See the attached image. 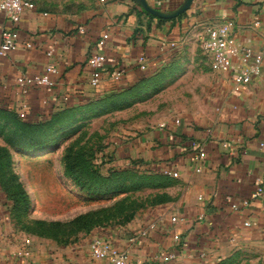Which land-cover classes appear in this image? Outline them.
<instances>
[{
  "label": "crops",
  "instance_id": "1",
  "mask_svg": "<svg viewBox=\"0 0 264 264\" xmlns=\"http://www.w3.org/2000/svg\"><path fill=\"white\" fill-rule=\"evenodd\" d=\"M29 1L35 9L21 16L15 48L0 56V107L16 112L25 103V118L40 120L158 73L187 80L192 94L185 98L187 109L133 133L119 146L116 166L130 164L150 184L140 229L74 235L68 242L32 238L27 247L26 233L15 225L11 203L0 189V251L7 262L111 264L91 258L95 235L124 251L127 264H216L236 249L254 250L264 261V191L251 197L258 179L264 190V148L259 146L264 138V0H193L173 19L149 17L132 0ZM145 1L161 10L183 2ZM226 19L234 23L237 43L263 54L261 72L248 84L233 82L240 66L236 57L230 58L228 73H216L202 50L207 27ZM9 28L11 22L0 13V42ZM94 53L106 59L95 86L87 63ZM141 54L147 58L145 70L136 62ZM49 65L58 70L50 76L52 87L23 92L17 85L18 77L40 74ZM115 69L123 70L119 81L110 77ZM198 148L204 152L201 161L194 159ZM164 167L178 176H165Z\"/></svg>",
  "mask_w": 264,
  "mask_h": 264
},
{
  "label": "rangeland",
  "instance_id": "2",
  "mask_svg": "<svg viewBox=\"0 0 264 264\" xmlns=\"http://www.w3.org/2000/svg\"><path fill=\"white\" fill-rule=\"evenodd\" d=\"M191 89L182 77L158 73L137 90L71 106L48 119L30 121L0 107V163L8 166L0 171L5 177L14 173L32 197L30 212L13 216L15 225L26 233V246L30 239L44 237L36 233L40 221L67 224L60 236L66 242L74 235L140 229L147 217L150 184L141 181L142 171L130 164L116 166L119 146L133 133L157 127L166 116L187 109L185 98L191 97ZM79 161L104 177L121 171L123 182L112 184L105 193L82 189L66 173L68 162ZM71 223L81 228L70 235ZM253 251L233 250L216 264H264ZM5 256L0 251V264H9Z\"/></svg>",
  "mask_w": 264,
  "mask_h": 264
},
{
  "label": "built area",
  "instance_id": "3",
  "mask_svg": "<svg viewBox=\"0 0 264 264\" xmlns=\"http://www.w3.org/2000/svg\"><path fill=\"white\" fill-rule=\"evenodd\" d=\"M33 9H35V5L29 0H0V13H2L12 24V28L6 29L2 32L0 42L1 57L8 55V53L15 48L19 40L18 29L16 26L24 12ZM80 31H83V29ZM102 37L106 38L107 34H103ZM25 45L27 47L31 46V44L27 42ZM201 47L210 61L212 71L216 73H228L231 69L230 58L234 56L238 59L240 66L232 76L235 85L248 84L261 72L263 54H254L236 42L234 38V23L230 19L209 25L206 34L201 41ZM105 62L106 59L104 56L97 53L91 54L88 57L87 63L91 70L89 82L91 85L95 86L99 82L100 73L105 69ZM136 62L141 70L146 69V55H139ZM57 71L56 67L49 65L46 66L44 71L40 74L30 77H18L16 83L23 92H27L28 88L31 86L52 87L54 82L50 76L57 73ZM122 74V69H115L110 74V77L114 81H119ZM28 108L27 104L23 103L16 112L21 117L25 118L27 113L26 110H28ZM174 122L178 123L179 120L175 119ZM259 146L264 148V138L259 142ZM198 149L199 151L194 156V159L201 161L204 158V152L201 148ZM161 172L165 176H178V173L169 167L162 168ZM263 191L262 182L258 179V183L251 197L258 198L263 194ZM242 203L246 204L247 202L243 201ZM237 207V204H231L232 209H237ZM171 220L176 222L178 216H172ZM173 238L177 240L178 235H174ZM89 253L91 258L97 261H108L111 264H127V254L118 249L109 238L101 235H95L92 237L89 243Z\"/></svg>",
  "mask_w": 264,
  "mask_h": 264
},
{
  "label": "trees",
  "instance_id": "4",
  "mask_svg": "<svg viewBox=\"0 0 264 264\" xmlns=\"http://www.w3.org/2000/svg\"><path fill=\"white\" fill-rule=\"evenodd\" d=\"M142 12L147 14L149 17H153L151 14L147 13L144 10H142ZM152 77L143 78L135 84L124 86L120 90L113 92L111 94L105 95V96H111V95H114L115 93H124V92H129L132 90H137L140 87L144 86L148 82V80ZM68 107H71V106H64L62 108L57 109L56 111H54L53 113L49 115V118L59 115L60 110L68 108ZM38 124H25V126L34 128ZM6 167L8 168L7 165L3 166L0 163V170ZM111 171L113 172L114 170H111ZM1 172L2 171H0V189L5 194L6 199L10 201L11 211L14 213V215L15 214L24 215L25 213L30 212L32 197H31L30 192L27 190L26 186L24 185V182H22L12 172H11L12 174H9L7 177L3 176ZM66 173L68 176L74 179V181L82 189H86L87 191L95 192V193L99 191H101L102 193H105L109 189L113 188L112 184L123 182L121 171H114L113 174H111L109 177H104L102 175H98L95 171H93L88 165H86L82 161H79V163L77 164H72L68 162L66 164ZM102 186H105L106 189L100 190ZM38 225H40L42 228L40 227L38 229L36 227V233H38L40 236L54 238V239L60 238V236L63 233L64 227L67 226V224L65 225V223H62L60 221H54V222L40 221L38 222ZM69 225L71 226V228L69 229L70 235L72 233L78 232V230H80L79 228H81L80 226L76 227L74 223H71Z\"/></svg>",
  "mask_w": 264,
  "mask_h": 264
},
{
  "label": "water",
  "instance_id": "5",
  "mask_svg": "<svg viewBox=\"0 0 264 264\" xmlns=\"http://www.w3.org/2000/svg\"><path fill=\"white\" fill-rule=\"evenodd\" d=\"M139 5L144 11L159 19H173L189 9L193 0H183V2L174 10H161L149 6L145 0H132Z\"/></svg>",
  "mask_w": 264,
  "mask_h": 264
},
{
  "label": "bare ground",
  "instance_id": "6",
  "mask_svg": "<svg viewBox=\"0 0 264 264\" xmlns=\"http://www.w3.org/2000/svg\"><path fill=\"white\" fill-rule=\"evenodd\" d=\"M31 191L33 192V187L31 188ZM35 198V197H34Z\"/></svg>",
  "mask_w": 264,
  "mask_h": 264
}]
</instances>
